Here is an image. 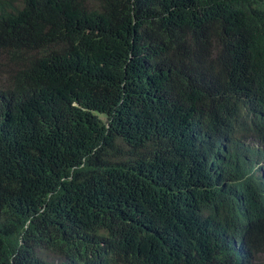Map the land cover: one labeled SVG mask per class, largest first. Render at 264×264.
Masks as SVG:
<instances>
[{
	"label": "trees",
	"instance_id": "trees-1",
	"mask_svg": "<svg viewBox=\"0 0 264 264\" xmlns=\"http://www.w3.org/2000/svg\"><path fill=\"white\" fill-rule=\"evenodd\" d=\"M55 6L0 18V264H241L199 234L234 181L264 264V0Z\"/></svg>",
	"mask_w": 264,
	"mask_h": 264
},
{
	"label": "clouds",
	"instance_id": "clouds-1",
	"mask_svg": "<svg viewBox=\"0 0 264 264\" xmlns=\"http://www.w3.org/2000/svg\"><path fill=\"white\" fill-rule=\"evenodd\" d=\"M64 0H0V18H3L6 12L15 13L17 10L28 7L33 12L37 9L39 14L46 15L50 10L51 4H56L55 13H57L58 6ZM89 1V0H82ZM1 47V44H0ZM152 95L158 96V85L155 76L152 77ZM102 115V114H100ZM104 116V115H102ZM104 123L108 127L107 117L104 116ZM257 128L264 133V126L257 122ZM239 134V133H237ZM250 142L253 145L261 144L260 140L252 137ZM256 164L258 173L264 180V154ZM236 183L233 190H229L225 196V203L219 209L220 213L204 214L200 233L207 245L215 250L218 256H232L233 259L241 264H250V251L245 240V235L249 230L253 220V203L255 200L254 190L249 182L234 181ZM253 195L252 197H248ZM248 206V207H247ZM255 210V209H254Z\"/></svg>",
	"mask_w": 264,
	"mask_h": 264
},
{
	"label": "rangeland",
	"instance_id": "rangeland-1",
	"mask_svg": "<svg viewBox=\"0 0 264 264\" xmlns=\"http://www.w3.org/2000/svg\"><path fill=\"white\" fill-rule=\"evenodd\" d=\"M99 117H100V118H102V119H105V117H104V116H102V115H99Z\"/></svg>",
	"mask_w": 264,
	"mask_h": 264
},
{
	"label": "bare ground",
	"instance_id": "bare-ground-1",
	"mask_svg": "<svg viewBox=\"0 0 264 264\" xmlns=\"http://www.w3.org/2000/svg\"><path fill=\"white\" fill-rule=\"evenodd\" d=\"M248 207V206H247Z\"/></svg>",
	"mask_w": 264,
	"mask_h": 264
}]
</instances>
